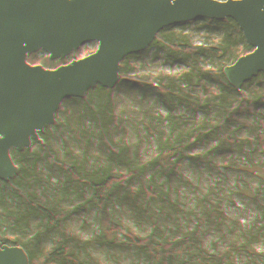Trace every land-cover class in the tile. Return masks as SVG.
<instances>
[{"label": "trees", "instance_id": "1", "mask_svg": "<svg viewBox=\"0 0 264 264\" xmlns=\"http://www.w3.org/2000/svg\"><path fill=\"white\" fill-rule=\"evenodd\" d=\"M227 8L264 133V0H0V264H264L229 219L245 121L193 66L231 101Z\"/></svg>", "mask_w": 264, "mask_h": 264}, {"label": "rangeland", "instance_id": "2", "mask_svg": "<svg viewBox=\"0 0 264 264\" xmlns=\"http://www.w3.org/2000/svg\"><path fill=\"white\" fill-rule=\"evenodd\" d=\"M225 27L226 39H229L223 46L225 77L230 87L231 101H225L213 89L214 83L207 69L205 55H196L193 66L201 77L198 92L203 97L205 110L222 114L224 105L229 104L239 111L245 121L242 125L238 121L232 123L233 131L238 135L241 152L245 155L250 152L251 156L244 163V171L230 186L232 209L229 219L234 237L240 236L254 241L264 234V166L258 161L264 133L255 113L253 117L248 113L251 112L249 103L256 100L251 97H257L255 95L258 93L249 80L250 73L246 64L248 40L240 28L237 16L229 8L225 11ZM222 96H228V88Z\"/></svg>", "mask_w": 264, "mask_h": 264}]
</instances>
